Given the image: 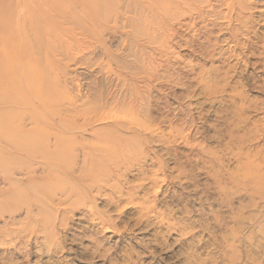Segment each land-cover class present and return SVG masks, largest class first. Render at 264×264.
Instances as JSON below:
<instances>
[{
    "label": "rangeland",
    "instance_id": "rangeland-1",
    "mask_svg": "<svg viewBox=\"0 0 264 264\" xmlns=\"http://www.w3.org/2000/svg\"><path fill=\"white\" fill-rule=\"evenodd\" d=\"M2 1L0 24L26 8L33 30L0 123L72 125L38 127L63 148L34 192L0 168V264H264L244 160L264 154V0H177L178 22L159 0Z\"/></svg>",
    "mask_w": 264,
    "mask_h": 264
},
{
    "label": "bare ground",
    "instance_id": "bare-ground-1",
    "mask_svg": "<svg viewBox=\"0 0 264 264\" xmlns=\"http://www.w3.org/2000/svg\"><path fill=\"white\" fill-rule=\"evenodd\" d=\"M181 1H183L184 4L186 5L187 13L193 12L195 14H200L199 13L200 8L193 6L190 3V1L187 0H181ZM235 2L237 3L236 5H240L238 0H236ZM162 3L164 6L161 5L159 6L158 14H161L160 16L164 18L170 17L171 19L178 22V17L180 18V16H182L181 12H179L180 10L178 9L179 2L177 0H159V4ZM13 11L14 13L17 11L15 13L17 14V17L15 19H12L14 18V16H12V18L10 17L11 18L10 20L5 17L3 25L0 24V31L4 30L5 33H7V37H8L5 40L4 39L0 40V101L6 99L4 98V95H2L4 89L7 90L16 87L15 83L10 78V76L12 75L14 76V74L19 72V74L21 75L24 74V77L27 80H29L32 74L31 73L32 69L30 68L31 65L29 60L24 59L25 54H28L25 52V49L28 50V47L30 46L29 37L33 30L29 28V25H27V22H29L31 19V14L29 10L26 8L21 9L19 7L18 10L16 8V11L14 9ZM11 12L12 11L9 12L10 15ZM23 13L26 14L25 18L22 17ZM11 36H14L15 39L17 40L12 41L11 43V40H9ZM20 36L21 38H19ZM23 38L25 40H23ZM9 43H11L10 46ZM14 61L15 64L13 65V67L8 68L9 64L13 63ZM17 87L21 88L20 91L24 89L20 83H17ZM23 96H20L19 94L20 99H25V95ZM17 105L16 107L18 109L19 106ZM10 117L13 116L11 115ZM17 120L18 119H16L15 121ZM15 121H14L15 123L14 127L8 124L9 123L8 119L0 123L1 125H4L3 127L4 129L0 131V141H2L0 142V168L1 169L3 168L2 170H4V172L3 171L2 172L4 173V176L6 175V182L8 183L11 181L13 182V180L15 182L19 181L25 187L27 186L28 189L34 192L33 186L35 181L36 180L40 181L42 179L45 180V177L41 178L36 176L34 174L35 171L39 168H43L44 164L47 163V160L56 161L55 163L56 165L55 164L51 165L52 167L51 170H47V172L49 173L50 171L57 170V168L61 166V162L57 161L58 160L57 155L59 154V151H61V149L63 148L62 143L60 142V138H58L56 135L53 136L52 141L49 140L50 142H48L47 145H45L44 142L45 136L44 134L40 133L38 127H40L41 125H45L53 130L54 128H56L55 127L56 124L60 126H65L67 120L59 113L51 114L50 117H45L37 114L29 118V123L35 127L30 129L25 128V124L21 123V120H19L18 122ZM129 121H131L132 124L137 125L139 128H142V124L139 123L138 121L136 122V120H134L133 118H130ZM68 125L70 126L72 124L70 123ZM68 125H66V127H68ZM260 130H261L260 137L264 141V123L261 124ZM255 140H256L255 137L251 138V141H255ZM49 149L52 150V152H49ZM260 152L261 151L257 150L254 152L247 151L244 153V158H245L244 160H246L247 163L245 177L250 179L251 183L254 182V184H257L258 182H262L264 178V171L261 170V168L263 167L262 165L264 164V154L263 153L260 154ZM37 159H39L40 161H37ZM27 160H30V162H28ZM67 171L70 172V174L74 173L73 170L70 169H67Z\"/></svg>",
    "mask_w": 264,
    "mask_h": 264
}]
</instances>
